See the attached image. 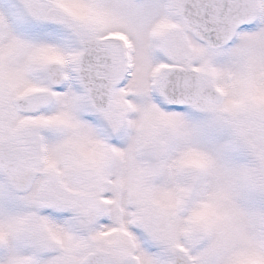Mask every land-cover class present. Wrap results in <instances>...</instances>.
<instances>
[{
	"label": "snow or ice",
	"instance_id": "6c2138e0",
	"mask_svg": "<svg viewBox=\"0 0 264 264\" xmlns=\"http://www.w3.org/2000/svg\"><path fill=\"white\" fill-rule=\"evenodd\" d=\"M0 264H264V0H0Z\"/></svg>",
	"mask_w": 264,
	"mask_h": 264
}]
</instances>
